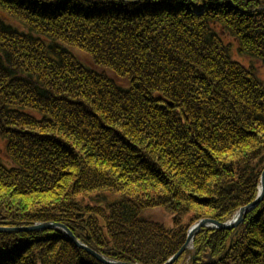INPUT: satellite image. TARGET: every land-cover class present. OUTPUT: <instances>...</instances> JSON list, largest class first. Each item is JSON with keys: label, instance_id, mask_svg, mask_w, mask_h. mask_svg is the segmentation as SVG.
Returning <instances> with one entry per match:
<instances>
[{"label": "trees", "instance_id": "trees-1", "mask_svg": "<svg viewBox=\"0 0 264 264\" xmlns=\"http://www.w3.org/2000/svg\"><path fill=\"white\" fill-rule=\"evenodd\" d=\"M233 45L264 65V0H0V225L161 264L187 217L230 219L264 167V84ZM193 244L174 264H264V198ZM0 264L99 263L38 231L0 233Z\"/></svg>", "mask_w": 264, "mask_h": 264}, {"label": "rangeland", "instance_id": "rangeland-1", "mask_svg": "<svg viewBox=\"0 0 264 264\" xmlns=\"http://www.w3.org/2000/svg\"><path fill=\"white\" fill-rule=\"evenodd\" d=\"M226 41H231V39L230 38H228L227 37V40ZM106 42L105 43H102V45H104V46H106ZM237 48H236V45H233L232 46V57H233V59H235V60H238V61H240L241 63H243V64H246V65H252V66H254L256 69H257V73H258V77H259V79L262 81V83L264 84V65L261 63V62H259V61H257V60H253L251 57H249V56H243V55H240L239 53H238V51L236 50ZM79 56H80V58H81V60L83 61V63L84 64H86L89 68L91 67L92 69H96L92 64V62H91V60H89L88 59V57L87 56H84V55H81V54H79ZM107 74L110 76V77H112V78H115V76L112 74V73H110V72H107ZM96 113V112H95ZM66 115L67 116H69V114H67L66 113ZM0 159H2V161L4 162V163H6L7 165H9L10 164V162H9V160H8V158H7V156L3 153V150H1L0 149ZM264 170V167H263V169H262V171ZM262 173V172H261ZM260 177H261V174H260ZM260 180H259V187H258V191H257V194H256V197H257V195H259L260 194ZM256 197L253 199V201L256 199ZM87 198H90V199H87ZM84 199V200H83ZM81 200H83V202L86 204V203H89V204H92V202H93V197H90V196H82V198H81ZM252 201V202H253ZM251 203V202H250ZM260 204V203H259ZM259 204H257V205H255L250 211H253V210H256V209H258V206H259ZM1 210V209H0ZM159 211H161V210H159ZM157 212L156 213V216L158 217V218H160V219H165L166 221H168V215H165L164 213H162V212ZM6 217H9L8 215L7 216H5V215H3V213H1V211H0V220H3V221H5L6 220ZM233 217H234V215L230 218V219H228V220H226V221H224V222H221V221H218V222H220V223H228L229 221H231L232 219H233ZM205 218H209V217H204V218H201V219H205ZM245 218H246V214L243 216V220H242V222H240V223H238L236 226H234V227H231V228H228V229H225V228H221V229H219L218 227L217 228H212V227H202L201 229H205V228H212V229H219V230H223V231H229V230H232V229H234V228H236V227H238L239 225H241L242 223H244V221H245ZM209 219H213V218H209ZM198 220H200V219H198ZM198 220H192L191 219V217H187L186 218V220H185V222H187L188 224H190L189 225V227H191L194 223H196ZM215 220V219H214ZM217 221V220H216ZM46 222H50V223H57V224H62V223H59V222H54V221H33V223L32 224H30V225H10V226H7V225H0V228H3V229H6V230H4V231H2V230H0V233H4V234H9L10 236H11V234H15V233H21V232H26V233H29V232H38V231H55V232H60V233H62L63 234V232H61L60 230H58V229H56V228H42V229H38V230H33V229H29L30 227H33L34 225H36V224H39V223H46ZM6 223V222H5ZM62 225H64V224H62ZM65 227H67L66 225H64ZM19 228H27V230H22V231H19ZM69 230H70V228L69 227H67ZM18 229V230H17ZM200 229V230H201ZM199 230V231H200ZM198 231V232H199ZM70 232L73 234V232L70 230ZM74 235V234H73ZM63 236L64 237H66L64 234H63ZM75 236V235H74ZM76 237V236H75ZM20 238H22V241H24V240H26V238H27V236H20ZM67 238V237H66ZM71 243H73V245L76 247V248H78V249H80V250H82V251H84L88 256H90L92 259H94L96 262H98L99 264H106V263H103L102 261H100V260H98V258L96 257V256H94L91 252H89V250L91 251L92 250V252H94V253H97V254H99V255H102L103 256V258L104 259H107V260H112V261H118V262H124V263H130V262H126V261H121V260H116V259H113V258H110V257H107V256H105L104 254H102V253H100V252H98V251H96L95 249H93V248H91L89 245H87V244H85L82 240H80L79 238H77L76 237V239L81 243V244H83V246L85 247V248H88L89 250H87V249H85V248H81V247H79L78 245H76L74 242H72L69 238H67ZM185 241L186 240H184V242H183V244L185 243ZM194 243V240H193V242L191 243V245H189V247L187 248V249H185L184 251H183V253L185 252V251H193V244ZM182 244V245H183ZM181 245V246H182ZM179 250V249H178ZM177 250V251H178ZM176 251V252H177ZM175 252V253H176ZM175 253H173L165 262H163V263H161V264H165ZM182 253V254H183ZM182 254H180L179 256H178V258L176 259V260H174L171 264H174L175 263V261H177L180 257H181V255ZM188 261V257H185V260L184 261H182L180 264H186V262ZM131 264H137V263H131ZM139 264V263H138ZM140 264H142V263H140Z\"/></svg>", "mask_w": 264, "mask_h": 264}, {"label": "water", "instance_id": "water-1", "mask_svg": "<svg viewBox=\"0 0 264 264\" xmlns=\"http://www.w3.org/2000/svg\"><path fill=\"white\" fill-rule=\"evenodd\" d=\"M260 183H261L260 184V194L257 195L256 199L253 202L239 208L238 211L235 213L233 219L231 221H229L228 223H220L214 219H209V218L200 219L196 223H194L188 231V237L186 238L185 243L179 248V250L165 264H171L174 260H176L178 258V256L180 254H182L183 251L189 247V245H191V243L193 242V238H194L195 234L202 227H208L209 226L212 228L218 227L219 229H221V228L228 229V228L234 227L238 223L242 222L243 216L245 214H247L255 205L259 204L264 197V170L261 173ZM42 228H56V229L60 230L61 232H63V234L67 238H69L72 242H74L76 245H78L81 248H85L83 246V244H81L76 239V237L70 232V230L62 224L50 223V222L39 223V224L34 225L33 227H30L29 229L38 230V229H42ZM0 230L4 231L6 229L0 228ZM22 230H27V228L26 229L25 228H19V231H22ZM85 249L89 250L88 248H85ZM89 252H91L94 256H96L98 258V260H100L106 264H131V263H124V262L107 260V259H104L102 255H99L97 253L92 252V250L91 251L89 250Z\"/></svg>", "mask_w": 264, "mask_h": 264}, {"label": "bare ground", "instance_id": "bare-ground-1", "mask_svg": "<svg viewBox=\"0 0 264 264\" xmlns=\"http://www.w3.org/2000/svg\"><path fill=\"white\" fill-rule=\"evenodd\" d=\"M263 198H264V197H263ZM262 200H263V199H262ZM262 200H261V201H262ZM234 215H235V214H234ZM190 228H191V227H189L188 230H187V234H186L185 240H186V238L188 237V231H189ZM198 233H199V232H197V233L195 234L193 240L195 239V237H196V235H197ZM180 247H181V246H180ZM180 247H179V248H180Z\"/></svg>", "mask_w": 264, "mask_h": 264}]
</instances>
